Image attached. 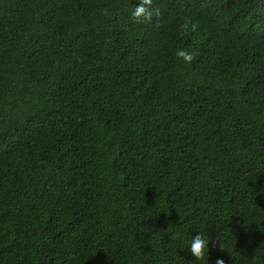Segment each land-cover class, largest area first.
<instances>
[{"label":"trees","instance_id":"trees-1","mask_svg":"<svg viewBox=\"0 0 264 264\" xmlns=\"http://www.w3.org/2000/svg\"><path fill=\"white\" fill-rule=\"evenodd\" d=\"M138 5L0 0V264H264V0Z\"/></svg>","mask_w":264,"mask_h":264},{"label":"clouds","instance_id":"clouds-1","mask_svg":"<svg viewBox=\"0 0 264 264\" xmlns=\"http://www.w3.org/2000/svg\"><path fill=\"white\" fill-rule=\"evenodd\" d=\"M153 0H139V5L134 7V10L132 12V19H134L137 22H140L141 19L143 21L148 22L151 21L153 18V11L151 10ZM156 15H159V10L156 11ZM191 24V30L195 31L197 28V24L191 21H186L179 26V31L182 35H188L189 34V25ZM176 57L178 59H182L185 63H191L194 59V54L186 49H177L175 53ZM222 239L220 236L217 237V241H221ZM209 236L205 238L202 234H198L195 237H192L190 247V252L192 256L196 260H202L204 259L206 255V250L208 253L209 250ZM215 246V244H213ZM220 249L222 250L224 248V241L222 240V243L219 244ZM216 264H225L224 260L222 258H218L216 260Z\"/></svg>","mask_w":264,"mask_h":264}]
</instances>
